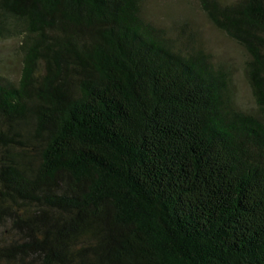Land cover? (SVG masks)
I'll return each instance as SVG.
<instances>
[{"label":"trees","instance_id":"trees-1","mask_svg":"<svg viewBox=\"0 0 264 264\" xmlns=\"http://www.w3.org/2000/svg\"><path fill=\"white\" fill-rule=\"evenodd\" d=\"M197 1L239 63L146 0H0V264H264V0Z\"/></svg>","mask_w":264,"mask_h":264},{"label":"rangeland","instance_id":"rangeland-1","mask_svg":"<svg viewBox=\"0 0 264 264\" xmlns=\"http://www.w3.org/2000/svg\"><path fill=\"white\" fill-rule=\"evenodd\" d=\"M145 9L148 17L165 26H174L175 23L186 21L188 27L197 30L199 38L217 57L239 63L242 57L240 48L210 24L197 0H146ZM18 43L17 38L0 41V63L10 75L19 72ZM242 100L249 102L245 88L242 89Z\"/></svg>","mask_w":264,"mask_h":264}]
</instances>
